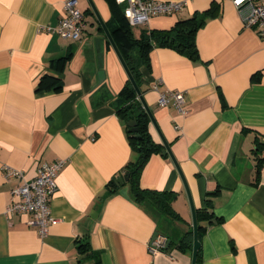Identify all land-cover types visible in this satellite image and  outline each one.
I'll return each instance as SVG.
<instances>
[{
	"label": "crops",
	"instance_id": "0c3cea01",
	"mask_svg": "<svg viewBox=\"0 0 264 264\" xmlns=\"http://www.w3.org/2000/svg\"><path fill=\"white\" fill-rule=\"evenodd\" d=\"M92 1L109 21L107 0ZM212 1L216 13L195 33L197 58L153 43L149 65L141 67L142 95L194 209L208 197L219 218L201 234L199 264H264V38L243 25L231 0H184L180 10L138 28H169ZM62 4L0 0V264H83L75 243L80 236L88 238L98 264H189L192 246L178 244L192 229L180 173L168 154L155 152L139 176L142 187L176 193L172 207L179 218L133 201L122 175L136 154L116 111L126 72L88 0H78L86 22L78 39L48 28L62 16ZM66 53L63 68L55 69L52 61ZM46 72L60 77L58 90L37 88ZM154 84L183 91L185 112L159 105ZM148 130L161 143L150 119ZM57 158L64 163L49 207L58 221L40 236L27 213L6 212L19 179H4L1 166L30 179L38 165ZM118 176L122 182L109 191V179ZM154 232L165 238V249L150 253Z\"/></svg>",
	"mask_w": 264,
	"mask_h": 264
},
{
	"label": "trees",
	"instance_id": "16d2710c",
	"mask_svg": "<svg viewBox=\"0 0 264 264\" xmlns=\"http://www.w3.org/2000/svg\"><path fill=\"white\" fill-rule=\"evenodd\" d=\"M107 2L111 16L109 21L105 22V25L141 92V67L149 65V51L153 43L156 42L158 45L173 48L192 59L197 58L198 51L195 43V33L204 23L205 18L214 15L217 10V3L215 4L212 1L213 3L208 8L199 12L195 11L185 18L178 19L169 28L146 29L138 28V25H132L128 22L124 16L121 3H117L115 0H107ZM69 55L66 53L54 59L52 62L55 64V69L61 70ZM61 86L60 77L49 72L43 73L37 83V88L50 87L58 90ZM117 95L119 105L116 111L124 119L129 144L136 154L134 158L127 161L122 175V177L124 175L127 177L125 183L129 187L131 198L136 203H149L164 215L179 218L172 207V201L176 196L174 191L146 188L139 184L140 172L147 158L155 152H159L164 156H167L168 153L163 150L164 146L162 143L152 139L148 130L149 116L128 78H126ZM129 120L134 121L135 130H132L131 126L128 125ZM118 177L109 179L107 183L109 191H113L118 184ZM208 194L206 193V195ZM208 204L209 199L207 197L205 198V206L195 209L199 239L206 224L219 220L208 209ZM178 242L179 245L187 244L188 248H191L192 229L185 231ZM75 243L79 262L83 264L99 263V258L92 250L86 236L77 237ZM199 263L200 253L198 250L195 264Z\"/></svg>",
	"mask_w": 264,
	"mask_h": 264
},
{
	"label": "built area",
	"instance_id": "2783aa9c",
	"mask_svg": "<svg viewBox=\"0 0 264 264\" xmlns=\"http://www.w3.org/2000/svg\"><path fill=\"white\" fill-rule=\"evenodd\" d=\"M123 5V13L132 25H143L152 16L172 14L183 7L184 0H116ZM238 9L243 25L253 28L264 38V0H231ZM63 14L57 24L49 29H55L62 37L78 39L86 26L84 16L78 7V0H63ZM157 90V103L167 105L172 103L179 113L185 112V97L181 90ZM177 127V125H175ZM64 163L63 158L50 162H42L36 169V174L26 179L21 169L10 165H2L1 173L4 179H19L10 188V201L6 206L7 213L24 212L29 215L28 224L36 227L40 236L47 233L48 227L58 221L49 207V199L56 183L55 175ZM165 247V238L156 235L147 244L148 251L153 253Z\"/></svg>",
	"mask_w": 264,
	"mask_h": 264
},
{
	"label": "water",
	"instance_id": "95a60500",
	"mask_svg": "<svg viewBox=\"0 0 264 264\" xmlns=\"http://www.w3.org/2000/svg\"><path fill=\"white\" fill-rule=\"evenodd\" d=\"M89 2V5L94 13V15L96 16L99 24L101 25L108 41L110 42L112 48L114 49L121 65L123 66L125 72H126V75H127V78L130 80L133 88L135 89V92L139 98V100L142 102V105L145 109V111L147 112L148 116H149V119L152 121V123L155 125L158 133H159V130H158V127L154 121V118H153V115H152V112L149 108V106L147 105V103L145 102V99L142 95V92L141 90L139 89L137 83L135 82L133 76L131 75L130 71H129V68L127 67L121 53L119 52L107 26L105 25L103 19L101 18V16L99 15L94 3L92 0H88ZM128 125L131 126V129L132 130H135V126H134V121L133 120H129L128 121ZM160 135V138H161V143L162 145L164 146V151H166L168 153V155L170 156V158L172 159L173 163L175 164V167L177 168V170L179 171L180 173V176L183 180V183H184V187H185V190H186V193H187V196H188V199H189V203H190V209H191V221H192V250H191V259H190V263L189 264H195L196 263V257H197V252H198V249H199V246H200V240L198 238V230H197V221H196V216H195V209L192 205V202H191V199H190V195H189V190H188V187H187V184H186V181H185V178L183 176V174L181 173V170L179 168V165L177 163V161L175 160V158L173 157V154L171 153V150H170V147H169V144L167 143V141L161 136V134L159 133ZM126 175L123 176V179H126ZM118 181L119 182H122V178L121 177H118ZM156 232L153 233L152 235V238H154L156 236ZM168 241L166 242V245H167Z\"/></svg>",
	"mask_w": 264,
	"mask_h": 264
}]
</instances>
